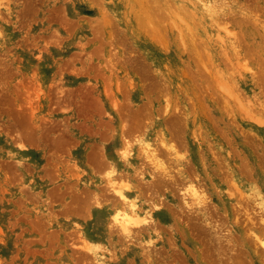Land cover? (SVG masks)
Instances as JSON below:
<instances>
[{"label":"rangeland","instance_id":"rangeland-1","mask_svg":"<svg viewBox=\"0 0 264 264\" xmlns=\"http://www.w3.org/2000/svg\"><path fill=\"white\" fill-rule=\"evenodd\" d=\"M0 12V264H211L212 255L215 264L226 258L227 264L264 263V0H0ZM193 85L199 87L195 90ZM225 85L228 90L225 87L222 91ZM225 90L241 100L229 98ZM209 92L216 98L221 95V99L207 95ZM201 106L207 110L205 114ZM174 114L180 115V120ZM131 124L138 129L134 131ZM126 127L132 131L124 133L122 128ZM159 140L166 142L161 143L165 148L157 146ZM82 144L89 147L95 161L103 162L102 167H65L73 164L71 153ZM156 147L160 151H155ZM126 148L132 154L130 162L137 167H126L129 164L121 157ZM109 150H114L116 157H106ZM113 168L116 171L112 172ZM185 171H191V175ZM127 172L132 179L124 175L126 181L120 178V182L119 173ZM158 176L166 183L158 180L159 184L163 182V195L161 185L157 187ZM109 177L121 184L126 182L136 191L130 198L137 202L136 214L141 218L129 221V233L120 231L113 219L116 210L126 203L114 186H109ZM153 184L155 187L150 188ZM198 189L204 197L201 207L192 200V190L199 194ZM107 193L110 196H104ZM241 200L247 202L242 204ZM234 206L240 210H234ZM183 211L187 214L179 218ZM190 215L192 222L204 226L199 225L206 236L194 228L198 224L189 220ZM144 216L147 218L142 222ZM136 220L141 224L134 223ZM253 222L257 227L263 225L259 229ZM135 226L137 233L133 231ZM193 229L196 231L191 233L197 234L191 235ZM247 231H251L249 235ZM198 232L205 237H199L201 242ZM244 234L263 244L255 240L253 246ZM217 235L221 239L225 235L223 240L228 241L217 239ZM220 241L231 246L223 248ZM88 244H98L94 250L97 254L88 249ZM218 248L226 255L219 260L217 256L223 253L218 254ZM236 250L239 257L233 259ZM154 251L160 252L155 255ZM242 259L245 263L240 262Z\"/></svg>","mask_w":264,"mask_h":264},{"label":"bare ground","instance_id":"bare-ground-1","mask_svg":"<svg viewBox=\"0 0 264 264\" xmlns=\"http://www.w3.org/2000/svg\"><path fill=\"white\" fill-rule=\"evenodd\" d=\"M151 1H152V0H151ZM128 4H129V3H128ZM261 4H262V3H261ZM125 5H126V4H125ZM140 5H141V4H140ZM147 5H148V3H147ZM262 5H263V4H262ZM130 6H131V5H130ZM141 6H142V5H141ZM149 6H150V5H149ZM156 7H157V6H156ZM156 7H154L155 10H157ZM260 7H261V6H260ZM128 8H129V7H128ZM149 8L152 9L153 7H152V8L149 7ZM145 9H146V8H145ZM150 9H148V10H150ZM160 9H161V8H160ZM141 10H142V9H141ZM141 10H140V12H141ZM148 10H146V12H147ZM158 10H159V9H158ZM150 11H151V12L153 11L155 14L158 13V12L156 13L153 9L150 10ZM160 11H161V10H160ZM148 12H149V11H148ZM148 12H147V14L150 13V12H149V13H148ZM153 12H152V13H153ZM0 13H1V12H0ZM152 13H150V14H152ZM161 13H162V14H161L162 17L165 16V14L163 13V10H162ZM236 14H237V13H236ZM262 14H263V13H262ZM158 15H159V13H158ZM150 16H152V18H153V17H154V14H152V15H150ZM159 16H160V15H159ZM155 17H156V16H155ZM160 17H161V16H160ZM178 17H179V16H178ZM244 17H245V16H244ZM149 18H150V17H149ZM166 18H167V17H166ZM227 18H228V17H227ZM155 19H156V18H155ZM155 19H154V20H155ZM164 19H165V18H164ZM222 19H223V18H222ZM239 19H241V18H239ZM263 19H264V18H263ZM256 20H257V19H255V21H256ZM140 21H141V20H140ZM150 21H151V20H150ZM158 21H160V20L158 19ZM161 21H162V20H161ZM243 21H244V20H243ZM243 21H242V22H243ZM171 22H172V21H171ZM180 22H181V21H180ZM224 22H225V21H224ZM244 22H246V21H244ZM247 22H248V21H247ZM256 22H257V21H256ZM163 23H164V22H163ZM138 24H139V23H138ZM220 24H221V23H220ZM225 24H226V22H225ZM237 24H238V23H237ZM251 24H252V23H251ZM251 24H250V25H251ZM150 25H151V24L149 23V26H150ZM159 25H160V24H159ZM227 25H228V24H227ZM227 25H225V26H227ZM137 26H138V25H137ZM153 26H154V25H153ZM223 26H224V24H223ZM244 26H245V25H244ZM251 26H252V25H251ZM251 26H250V27H251ZM234 27H235V26H234ZM237 27H238V26H237ZM242 27H243V26H242ZM145 28H146V27H145ZM262 28H263V26H262ZM152 29H153V28H152ZM227 29H228V28H227ZM232 29H234V28H232ZM149 30H150V29H149ZM241 30H242V28H241ZM241 30H239V32H240ZM156 31H157V30H156ZM159 31H160V30H159ZM231 31H233V30H230V31H228V32H231ZM253 31H254V30H253ZM261 31H262V30H261ZM154 32H155V31H154ZM161 32H163V31H161ZM235 32H236V31H235ZM237 32H238V31H237ZM239 32H238V33H239ZM256 32H257V30H256ZM159 33H160V32H159ZM231 33H232V32H231ZM242 33H243V32H242ZM242 33H241V34H242ZM261 33H262V32H261ZM152 34H153V33H152ZM234 35L236 36L235 33H234ZM158 36H159V35H158ZM241 36H242V35H241ZM246 36H247V35H246ZM232 37H233V35H232ZM237 37H239V35H237ZM254 37H255V36H254ZM165 38H166V37H165ZM234 38H235V37H234ZM243 38H244V37H243ZM261 38H262V36H261ZM235 39H236V38H235ZM241 39H242V37H241ZM244 39H246V38H244ZM164 40H165V39H164ZM169 40H170V39H169ZM232 41H233V40H232ZM238 41H239V39L236 40V42H238ZM241 41H242V40H241ZM259 41H260V40H259ZM234 42H235V41H234ZM242 42H243V41H242ZM251 42H253V39H252V41H250V43H251ZM254 42H255V41H254ZM256 42H257V41H256ZM162 43H163V42H162ZM162 43H161V44H162ZM169 43H170V42H169ZM243 43H244V42H243ZM245 43H246V42H245ZM245 43H244V44H245ZM263 43H264V42H263ZM239 44H240V43H239ZM241 44H242V43H241ZM255 44H256V43H255ZM171 45H172V44H171ZM230 45H231V44H230ZM245 45H246V44H245ZM245 45L242 46V48L245 47ZM247 46H248V44H247ZM250 46H251V45H250ZM250 46H249V47H250ZM253 46H254V45H253ZM261 47H264V45L261 46ZM236 48H237V47H236ZM226 49H227V48H226ZM249 49H250V48H249ZM254 50H255V48H254ZM254 50H253V52H254ZM172 51H174V50H172ZM225 51H226V50H225ZM225 51H224V52H225ZM249 51H250V50H249ZM231 52H232V51H231ZM237 52H238V51H237ZM225 53H226V52H225ZM250 53H251V52H250ZM263 53H264V52H263ZM147 54H148V53H147ZM176 54H177V57H178V53H176ZM222 55H223V54H222ZM224 55H225V54H224ZM232 55H233V54H232ZM237 57H238V56H237ZM178 58H179V57H178ZM225 59H226V58H225ZM225 59L223 58L222 60H225ZM228 60H229V59H228ZM233 60H234V59L232 58V61H233ZM214 61H215V59H214ZM218 61H219V60H218ZM225 61H226V60H225ZM223 63H224V62H223ZM226 63H227V62H226ZM232 63H233V62H232ZM261 63H262V62H261ZM218 64H219V63H218ZM259 64H260V63H259ZM221 65H222V64H221ZM260 65H263V64H260ZM199 67H200V66H199ZM245 67H246V66H245ZM140 68H141V67H140ZM262 69H263V67H262ZM228 70H229V69H228ZM260 70H261V69H260ZM139 71H140V69H139ZM214 71H215V70H214ZM226 71H227V70H226ZM186 72H187V71H186ZM254 72H255V71H254ZM200 73H202V72H200ZM257 73H258V72H257ZM261 73L264 74V72H262V71H261ZM205 74H206V73H205ZM213 74H214V72H213ZM215 74H216V72H215ZM231 74H232V73H231ZM258 74H259V73H258ZM258 74H256V76H257ZM249 75H250V74H249ZM253 75H254V74H253ZM250 76H251V75H250ZM258 76H259V75H258ZM260 76H261V75H260ZM220 77H221V75H220ZM190 78H191V77H190ZM193 78H195V76H194ZM232 78H233V77H232ZM262 78L264 79L263 76H262ZM198 79H199V78H198ZM214 79H215V78H214ZM259 79H260V77H259ZM263 79H261V80L263 81ZM221 80H222V79H221ZM228 80H229V79H228ZM230 81L232 82L231 79H230ZM213 82H214V81H213ZM219 82H221V81H219ZM224 82H225V81H224ZM263 82H264V81H263ZM131 84H132V83H131ZM197 84H198V82L196 83V85H197ZM214 84H215V83H214ZM216 84H217V81H216ZM216 84H215V86L217 87ZM225 84H226V83H225ZM234 84H235V83H234ZM221 85H222V84H221ZM261 85H263V83H262ZM193 86H194V85H193ZM202 86H203V85H202ZM213 86H214V85H213ZM219 86H220V85H219ZM219 86H218V88H220ZM232 86H233V83H232ZM194 87H195V86H194ZM198 87H199V85L197 86V88H198ZM225 87H226V85H225L224 87L222 86L221 89H222V88L224 89ZM228 87H229V86H228ZM233 87H235V86H233ZM260 87H261V86H260ZM197 88L195 87V90H196ZM213 88H214V87H213ZM226 88H227V87H226ZM226 88H225V89H226ZM231 88H232V87H229V89H231ZM214 89H215V88H214ZM223 89H222V91H223ZM99 90H100V89H99ZM186 90H187V89H186ZM204 90H205V89H204ZM227 90H228V88H227ZM227 90H225L224 92L229 93ZM234 90H236V87H235ZM237 90H238V88H237ZM260 90H261V89H259V91H260ZM189 91H190V90H189ZM200 91H201V90H200ZM219 91H220V90H219ZM222 91H221V92H222ZM229 91H230V90H229ZM232 91H233V90H232ZM241 91H242V90H240V93H241ZM263 91H264V90H263ZM187 92H188V90H187ZM202 92H203V91H202ZM213 92H214V90H213ZM224 92H222V93H224ZM230 92H231V91H230ZM233 92H234V91H233ZM256 92H258V91H256ZM209 93H210V94H207V95L212 96V94H211L212 92H209ZM217 93H218V91H217ZM227 93H225V95H227V96H228V95H229V96L231 95L230 97L228 96L229 98H231V97H232V93H231V94H230V93L227 94ZM237 93H238V91H237ZM213 94H214V93H213ZM235 94H236V93L233 94L234 97H235ZM241 94H242V93H241ZM241 94H239V95H241ZM263 94H264V93H263ZM214 95H215V94H214ZM251 95L254 96L253 94H251ZM256 95H257V94H256ZM256 95H255V96H256ZM210 96H209V98H210ZM215 96H216V95H215ZM215 96H214V97H215ZM219 96H221V95H219ZM219 96H218V97H219ZM243 96H244V95H243ZM247 96H248V95H247ZM255 96H254V97H255ZM263 96H264V95H263ZM200 97H201V96H200ZM212 97H213V96H212ZM214 97H213V98H214ZM218 97H217V98L215 97V98L218 100ZM236 97H238V96H236ZM236 97H235V98H236ZM239 97H241V96H239ZM254 97H253V98H254ZM213 98H212V99H213ZM219 98L221 99V97H219ZM235 98L232 97L233 100H235ZM244 98H246V97H244ZM248 98H249V97H248ZM248 98H247V99H248ZM250 98H251V97H250ZM257 98H258V97H257ZM261 98H263V97H261ZM222 99H223V98H222ZM236 99H237V98H236ZM247 99H245V100H247ZM210 100H211V99H210ZM228 100H229V99H228ZM238 100L240 101L241 99L238 98L237 101H238ZM242 100H243V99H242ZM255 100H256V99H254V101H255ZM258 100H259V99H258ZM207 101H208V100H207ZM211 101H212V100H211ZM219 101H220V100H219ZM219 101H218V102H219ZM225 101H226V100H225ZM235 101H236V100H235ZM243 101H244V100H243ZM261 101H262V100H261ZM166 102L168 103V101H166ZM215 102H216V101H215ZM247 102H248V101H247ZM247 102H246V104H247ZM249 102H251V101H249ZM257 102H260V101H257ZM263 102H264V101H262V104H263ZM131 103H132V102H131ZM201 103L204 104L205 102H204V103H203V102H200V105H201ZM222 103H224V105H225V102H224L223 100H222ZM229 103H230V102H229ZM253 103H256V102H253ZM253 103H252V105H253ZM218 104H220V103H218ZM237 104H239V103H237ZM241 104H242V103H241ZM248 104H250V103H248ZM256 104H257V103H256ZM198 105H199V104H198ZM200 105H199V107H200ZM224 105L222 106V108L225 107ZM242 105H243V104H242ZM202 106L204 107V105H202ZM202 106H201V107H202ZM206 106H207V105H206ZM206 106H205V107H206ZM216 106H217V105H216ZM227 106H228V104L226 105L225 108H227ZM231 106H233V104H232ZM248 106H249V105H248ZM191 107H192V106H191ZM191 107H190V109H191ZM203 107H202V109H203V114H205V113L207 112V110H205ZM239 107H240V109L243 108L242 106H239V105H238V108H239ZM244 107H245V106H244ZM249 107L252 108L253 106H252V107L249 106ZM263 107H264V106H263ZM139 108H140V107H139ZM197 108H198V107H197ZM210 108H211V107H210ZM213 108H214V107H213ZM232 108H234V107H232ZM247 108H248V107H247ZM214 109H215V108H214ZM240 109H239V111H240ZM258 109H259V108H258ZM224 110H225V112H228V111H226V109H224ZM227 110H228V109H227ZM234 110H235V109H234ZM234 110H233V111H234ZM241 110H242L241 112L244 113V114H246V113L248 114V112H249V111L245 112L246 109L244 110V112H243V109H241ZM247 110H248V109H247ZM250 110H251V109H250ZM253 110H255V109H252V111H253ZM259 110H261V109H259ZM129 111H130V110H128V112H129ZM158 111H159V110H158ZM192 111H193V110H192ZM204 111H205V112H204ZM211 111H212V110H211ZM215 111H216V110H215ZM252 111H251V112H252ZM255 111H256V110H255ZM261 111H262V110H261ZM115 112H116V111H115ZM128 112H127L126 115L129 117ZM131 112H132V111H131ZM131 112H130V114H131ZM156 112H157V110H156ZM194 112H195V111H194ZM201 112H202V111H201ZM222 112H223V110H222ZM230 112H231V111H230ZM235 112H236V111H235ZM257 112H259V111H256V113H257ZM212 113H213V111H212ZM182 114H184V113H182ZM226 114H228V113H226ZM232 114H233V113H232ZM236 114H237V113H236ZM258 114H259V115H263L262 113H258ZM126 115H124V117H125ZM175 115H176V114H174V117H177V116H178V115H177V116H175ZM212 115H213V114H212ZM230 115H231V113H230ZM230 115H228V116H230ZM234 115H235V114H234ZM241 115H242V114H241ZM250 115L253 116L252 119L255 117V115H253V114H250ZM127 116H126L125 118H128ZM135 116H136V115H135ZM137 116H138V115H137ZM172 116H173V114H172ZM179 116H180V115H179ZM179 116H178V119H179ZM184 116H185V115H184ZM199 116H200V115H199ZM206 116H207V115H206ZM213 116H214V115H213ZM236 116H237V115H236ZM111 117H112V116H111ZM130 117H131V116H130ZM130 117H129V118H130ZM174 117H173V118H174ZM188 117H189V116H188ZM197 117H198V116H197ZM207 117H208V116H207ZM250 117H251V116H250ZM131 118H132V117H131ZM180 118H181V117H180ZM198 118H199V117H198ZM208 118H209V117H208ZM234 118H235V117H234ZM258 118H259V117H258ZM263 118H264V117H263ZM170 119H171V118H170ZM184 119H185V118H184ZM184 119H183V120H184ZM186 119H187V118H186ZM238 119H239V118H238ZM240 119H241V118H240ZM254 119H255V118H254ZM260 119H262V118H260ZM133 120H135V118H133ZM136 120H137V119H136ZM172 120H173V119H172ZM179 120H180V119H179ZM183 120H182V121H183ZM193 120H194V119L192 118V123H193ZM197 120H198V119H197ZM228 120H229V119H228ZM244 120H245V119H244ZM182 121H181V122H182ZM215 121H216V120H215ZM221 121H222V120H221ZM235 121H237V120H235ZM235 121H234V125H235ZM262 121H263V120H262ZM133 122H134V121H133ZM174 122H177V120L174 121ZM174 122H173V123H174ZM197 122H198V121H197ZM210 122H211V121H210ZM226 122H227V120H226ZM229 122H230V121H229ZM246 122H247V121H246ZM246 122H245V123H246ZM253 122H254V121H253ZM138 123H139V122H138ZM168 123H169V121H168ZM177 123H178V122H177ZM192 123H191V124H192ZM232 123H233V122H232ZM255 123L257 124L258 121L255 122ZM212 124H213V123H212ZM224 124H225V123H224ZM250 124H251V123H250ZM117 125H118V124H117ZM138 125H139V124H138ZM169 125H170V123H169ZM131 126H132V124H131ZM171 126L174 127V126H175V123H174V125H172V123H171ZM171 126H170V127H171ZM189 126H190V125H189ZM196 126H197V125H196ZM227 126H228V125H227ZM227 126H226V127H227ZM229 126H230V125H229ZM34 127H35V124H34ZM159 127H161V126H159ZM204 127H205V125H204ZM212 127H213V126H212ZM216 127H217V126H216ZM119 128H120V127H119ZM129 128H130V127H129ZM129 128H127V127H126L125 129L122 128V129H123V132H124V130L127 131V129H128V131L131 130V129H129ZM134 128H135V127L132 126V129H133L134 131H135V129H138L137 127H136L135 129H134ZM165 128H166V127H165ZM174 128H175V127H174ZM174 128H173V129H174ZM179 128L181 129V126H180ZM201 128H202V127H201ZM122 129H121V130H122ZM173 129H171V130H173ZM197 129L199 130V126L197 127ZM203 129H204V128H203ZM213 129H214V128H213ZM218 129H219V128H218ZM246 129H247V128H246ZM246 129H244V130H246ZM176 130H178V129H176ZM176 130H175V131H176ZM182 130H184V129H182ZM182 130H178V131H182ZM186 130H187V128H186ZM222 130H223V129H222ZM231 130H232V129H231ZM126 131H125V132H126ZM131 131H132V130H131ZM175 131H174V132H175ZM187 131H188V130H187ZM224 131H225V130H224ZM226 131H227V130H226ZM125 132H124V133H125ZM138 132H139V130H138ZM166 132H167V131H166ZM170 132H171V131H170ZM174 132H173V133H174ZM176 132H177V131H176ZM189 132H190V131H189ZM194 132H195V131H194ZM207 132H208V131H207ZM247 132H248V130H247ZM252 132H253V131H252ZM252 132H251V133H252ZM39 133H40V131H39ZM41 133H43V130L41 131ZM124 133H123V135H125ZM139 133H140V132H139ZM139 133H138V134H139ZM160 133H161V131H160ZM160 133H159V134H160ZM179 133H181V132H179ZM191 133H192V132H191ZM199 133H200V132H199ZM233 133H234V132H233ZM140 134H141V133H140ZM159 134H158L159 139H162V138H160V135H161L162 133H161L160 135H159ZM184 134H185V133H184ZM192 134H193V133H192ZM204 134H205V133H204ZM213 134H214V132H213ZM218 134H219V133H218ZM225 134H226V132H225ZM243 134H244V133H243ZM254 134H255V133H254ZM254 134H253V135H254ZM123 135H122V136H123ZM168 135H169V134H168ZM180 135H181V134H180ZM187 135H188V134H187ZM199 135H200V134H199ZM202 135H203V134H202ZM215 135H216V133H215ZM232 135H233V134H232ZM248 135H249V132H248ZM138 136H139V135H138ZM170 136H171V135H170ZM172 136H173V135H172ZM176 136H177V135H176ZM176 136H175V137H176ZM194 136H195V134H194ZM197 136H198V135H197ZM210 136H211V135H210ZM212 136H213V135H212ZM218 136H220V135H218ZM120 137H121V135H120ZM123 137H124V136H123ZM142 137H143V136H142ZM155 137H157V136H155ZM158 137H157V139H158ZM161 137H162V136H161ZM163 137H164V136H163ZM168 137H169V136H168ZM177 137L180 138V136H177ZM177 137H176V138H177ZM199 137H200V136H199ZM220 137H221V136H220ZM225 137H226V136H225ZM256 137H257V136H256ZM258 137H259V136H258ZM258 137H257V138H258ZM113 138H114V137H113ZM172 138H174V136H173ZM207 138H208V137H207ZM231 138H232V137H231ZM123 139H125V138H122V137H121V140H123ZM154 139H155V138H154ZM167 139L170 140L171 138H167ZM194 139H195V137H194ZM221 139H222V137H221ZM224 139H225V138H224ZM239 139H240V138H239ZM247 139H248V138H247ZM113 140H114V139H113ZM142 140H143V138H142ZM162 140H163V139H162ZM174 140H175V139H174ZM178 140H179V139H177V141H178ZM200 140H201V139H200ZM205 140H206V138H205ZM219 140H220V139H219ZM226 140H227V139H226ZM229 140H230V139H229ZM236 140H237V139H236ZM115 141H116V140H115ZM159 141H160V140H159ZM159 141H158V142H159ZM164 141H165V139H164ZM175 141H176V140H175ZM233 141H234V140H233ZM244 141H245V140H244ZM256 141H257V140H256ZM256 141H255V142H256ZM123 142H124V141H123ZM151 142H152V141H151ZM158 142H157V143H158ZM199 142H200V141H199ZM202 142H203V141H202ZM208 142H209V141H208ZM210 142H211V141H210ZM225 142H226V141H225ZM141 143H142V142H141ZM152 143H153V142H152ZM157 143H156V144H157ZM161 143H164V142L160 141V142L157 144V146H159V144H160V148H161V146L163 145V144L161 145ZM165 143H166V142H165ZM165 143H164V144H165ZM172 143H173V141H172ZM184 143H185V142H184ZM204 143H205V142H204ZM263 143H264V142H263ZM263 143H262V144H263ZM146 144H147V143H146ZM182 144H183V142H182ZM220 144H221V143H220ZM244 144H245V143H244ZM125 145H126V140H125ZM165 145H166V144H165ZM165 145H164V146H165ZM216 145H218V144H216ZM233 145H235V144H233ZM154 146H155V145H154ZM198 146H199V145H198ZM203 146H204V145H203ZM229 146H230V145H229ZM149 147H150V146H149ZM162 147H163V146H162ZM168 147H169V146H168ZM231 147H232V146H231ZM128 148H129V147H128ZM128 148H126V149L123 151V153H122L123 155H122L121 157H123V158L127 161V164H129V166L125 164L126 167H137V166H138L137 164L135 165L134 163L130 162L129 156L132 155V154H130V151L128 150ZM146 148H147V147H146ZM146 148H145V149H146ZM150 148H151V147H150ZM150 148H148V149H150ZM163 148H165V147H163ZM227 148H228V147H227ZM233 148H234V147H233ZM255 148H256V147H255ZM262 148H263V147H262ZM90 149L93 150V147H92V148L90 147ZM105 149H106V148H105ZM156 149H157V147L154 148L155 151L158 150V149H157V150H156ZM168 149H169V148H168ZM193 149H194V148H193ZM193 149H192V150H193ZM218 149H219V148H218ZM94 150H95V149H94ZM161 150H162V149H161ZM166 150H167V148H166ZM169 150H170V149H169ZM178 150H179V149H177V151H178ZM192 150H191V151H192ZM204 150H205V148H204ZM241 150H242V149H241ZM245 150H246V149H245ZM251 150H252V149H251ZM263 150H264V149H263ZM88 151H89V150H88ZM90 151H91V150H90ZM104 151H105V150H104ZM149 151H152V150H149ZM158 151H160V150H158ZM170 151H171V150H170ZM202 151H203V150H202ZM260 151H262L261 148H260ZM94 152H96V154H97V151H93L92 153H94ZM192 152H193V151H192ZM220 152H222V151H220ZM230 152H231V151H230ZM234 152H235V151H234ZM89 153H91V152H89ZM101 153H102V155L104 154L103 152H101ZM108 153H109V152H108ZM108 153H105V156H106V154H108ZM111 153H112V152H111ZM111 153H110V154H111ZM156 153H157V152H156ZM161 153L164 154L162 151H161ZM186 153H188V152H185V154H186ZM198 153H201V150H200V152H198ZM247 153H248V152H247ZM259 153H260V152H259ZM86 154H87V153H86ZM157 154H158V153H157ZM171 154H172V153H170V156H172ZM179 154H180V153H179ZM185 154H184V155H185ZM193 154H194V153H193ZM244 154H245V153H244ZM257 154H258V153H257ZM145 155H146V154H145ZM159 155H160V153H159ZM168 155H169V154H168ZM176 155H177V153H176L174 156H176ZM180 155H181V154H180ZM182 155H183V154H182ZM182 155H181V156H182ZM230 155H231V154H230ZM237 155H238V154H237ZM255 155H256V154H255ZM260 155H261V154H260ZM263 155H264V154H263ZM89 156H90V154H89ZM95 156H96V155H95ZM105 156H104V157H105ZM107 156H108V155H107ZM107 156H106V157H107ZM155 156H156V155H155ZM174 156H173V157H174ZM218 156H219V155H218ZM235 156H236V155H235ZM108 157H109V156H108ZM150 157H151V156H150ZM176 157H177V156H176ZM182 157H183V156H182ZM182 157H180V158L182 159ZM200 157L203 158L204 155L202 156V154H201ZM219 157H221V156H219ZM222 157H223V156H222ZM229 157H230V156H229ZM236 157H237V156H236ZM256 157H257V156H256ZM262 157H263V156H262ZM91 158H92V157H91ZM93 158H94V157H93ZM96 158H97V157H96ZM109 158L112 159L111 156H110ZM145 158H146V157H145ZM152 158H153V157H152ZM152 158H151V161H152ZM183 158H184V157H183ZM198 158H199V157H198ZM223 158H224V157H223ZM244 158H245V157H244ZM98 159H99V158H98ZM147 159H150V158H149V155H148ZM153 159H154V158H153ZM239 159H240V158H239ZM247 159H248V158H247ZM247 159H246V160H247ZM262 159H263V158H262ZM92 160H93V159H92ZM94 160H95V159H94ZM102 160H104V158H102ZM159 160H161V159H159ZM159 160H158V161H159ZM168 160H170V158H169ZM182 160H183V159H182ZM185 160H186V159H185ZM187 160H188V158H187ZM187 160H186V162H187ZM201 160H202V159H201ZM246 160H245V161H246ZM258 160H259V159H258ZM263 160H264V159H263ZM89 161H90V160H89ZM96 161H97V160H96ZM98 161H99V160H98ZM98 161H97V162H98ZM149 161H150V160H149ZM188 161H189V163H191V162H190L191 160H188ZM203 161H204V160H203ZM218 161H219V160H218ZM220 161H221V160H220ZM222 161H223V160H222ZM222 161H221V162H222ZM226 161H227V160H226ZM242 161H243V160H242ZM259 161H260V160H259ZM111 162H113V160H111ZM164 162H166V161H164ZM167 162H168V161H167ZM184 162H185V161H184ZM221 162H220V163H221ZM223 162H224V161H223ZM231 162H232V161H231ZM101 163H102V162H101ZM152 163H154V160L152 161ZM155 163H156V162H155ZM157 163H158V162H157ZM157 163H156V164H157ZM169 163H170V162H169ZM179 163L181 164V162H179ZM198 163H199V162H198ZM206 163H207V161H206ZM209 163H210V162H209ZM216 163H217V162H216ZM216 163H215V164H216ZM224 163H225V162H224ZM232 163H233V162H232ZM240 163H242V162H239V166H240ZM243 163H245V162H243ZM249 163H251V161H250ZM257 163H258V162H257ZM262 163H263V162H262ZM204 164H205V163H204ZM255 164H256V163H255ZM21 165H22V164H21ZM94 165H95V164H94ZM165 165H166V164H165ZM169 165H170V164H169ZM183 165H186V164L183 163ZM207 165H208V164H207ZM235 165H236V164H235ZM249 165H250V164H249ZM253 165H254V164H253ZM258 165H259V164H258ZM262 165H264V164H262ZM262 165H261V167H263ZM96 166H97V165H96ZM153 166H154V164H153ZM161 166H162V165H161ZM167 166H168V163H167ZM167 166H166V167H167ZM175 166H176V165H175ZM187 166L189 167V164H188ZM192 166H193V165H192ZM192 166H191V167H192ZM209 166H210V165H209ZM217 166H218V165H217ZM220 166H221V165H220ZM220 166H219V167H220ZM243 166H244V165H243ZM162 167H163V166H162ZM176 167H177V166H176ZM202 167H203V166H202ZM211 167H212V166H211ZM214 167H215V166H214ZM214 167H213V168H214ZM221 167H223V164H222ZM225 167H226V166H225ZM246 167H247V166H245V168H246ZM152 168H154V167H152ZM196 168H197V167H196ZM231 168H232V167H231ZM251 168H252V167H251ZM114 169H115V168H113L111 171H112V172L116 171V170H114ZM138 169H139V167H138ZM144 169H145V168H144ZM157 169H158V168H157ZM159 169H160V168H159ZM159 169H158V170H159ZM173 169H174V168H173ZM186 169H187V168H186ZM186 169H185V170H186ZM191 169H192V168H191ZM191 169H188V170H191ZM239 169H240V168H239ZM242 169H244V168H242ZM242 169H240V170H242ZM247 169H248V167H247ZM252 169H253V168H252ZM263 169H264V168H263ZM175 170H176V169H175ZM236 170H237V169H236ZM249 170H251L250 167H249ZM249 170H248V171H249ZM258 170H260V168H258ZM134 171H135V170H134ZM162 171H164V170H162ZM173 171H174V170H173ZM178 171H179V170H178ZM194 171H195V170H193V172H194ZM243 171H245V169H244ZM248 171L245 172V173H249ZM125 172H126V171H125ZM141 172H142V171H141ZM145 172H146V171H145ZM152 172H153V171H152ZM158 172H160V171H157L156 173H158ZM171 172H172V170H171ZM185 172H186V171H185ZM188 172H189V174H188L187 172H186V173H187L188 175H191V174H190L191 171H188ZM193 172H192V174H194ZM195 172H196V171H195ZM219 172H220V171H219ZM120 173H122V172H120ZM120 173H119V178H117V179H120V178H121V179H122V178L125 179L126 177H125L124 175H127V178H131V177H130L131 175H130V173H128V172H127V174H123V175L120 174ZM160 173H162V172H160ZM163 173H165V172H163ZM197 173H199V172H197ZM222 173H223V172H222ZM263 173H264V170H263ZM135 174H136V172H135ZM138 174H139V173H138ZM149 174H150V173H149ZM151 174H152V173H151ZM165 174H166V173H165ZM167 174H168V173H167ZM172 174H173V173H172ZM201 174H202V173H201ZM223 174H224V173H223ZM226 174H227V172H226ZM230 174H231V173H230ZM249 174H250V173H249ZM249 174H248V175H249ZM177 175H178V173H177ZM220 175H221V173H220ZM228 175H229V174H228ZM250 175H251V174H250ZM250 175H249V176H250ZM111 176H113V175H111ZM123 176H124V177H123ZM134 176H135V175H134ZM150 176H151V175H150ZM153 176H154V175H153ZM160 176H161V174H160ZM160 176H158V179L156 178V179H157L156 182H158V180H160V179H159ZM174 176H175V175H174ZM182 176H183V175H182ZM185 176H186V175H185ZM193 176H194V177H192V178H195L196 175H193ZM206 176H207V175H206ZM222 176H223V175H222ZM245 176H246V175H245ZM115 177H117V176H115ZM136 177H137V175H136ZM151 177H152V176H151ZM167 177H168V176H167ZM175 177H176V176H175ZM189 177L191 178V176H189ZM198 177H199V175H198ZM204 177H205V176H204ZM214 177H215V176H214ZM231 177H232V176H231ZM247 177H248V176H247ZM109 178H110V177H109ZM113 178H114V177H111V178L109 179V180H111V181H110V184H111V185H109V184H108V185H109V186H112V187L114 186L113 188H114L115 192L117 193V195L120 197V200H122V201H124V203H126V206H124L125 204H124L123 206H121V208L123 207L122 209H117V210H116V212H115L114 215H113V216H114L113 219L116 221L118 227L120 226V228H121V229H119L120 231L122 230V231H124V232L129 233V230H131V228L128 226L129 221H131V220L134 219V218H137V219H138V217H140L139 215L136 214V213H137V210H136V209H137V207H136V203H137V202H135L133 198H130V195H132V194L134 195V193H135L136 191H134L133 188H131L130 185H126V184H127L126 182H125L124 184H121V183H120V182H121V179H120V182H117V180H116V182H115V180H114ZM138 178H139V177H138ZM138 178H137V179H138ZM142 178H143V177H142ZM177 178H178V176H177ZM209 178H210V176H209ZM209 178H208V180H209ZM222 178H223V177H222ZM237 178H238V177H237ZM237 178H236V179H237ZM112 179H113V180H112ZM123 179H122V180H123ZM131 179H132V178H131ZM131 179H127V181H130ZM153 179H154V178H153ZM156 179H155V180H156ZM204 179H206V178H204ZM211 179H212V178H211ZM219 179H220V178H219ZM262 179H263V178H262ZM109 180H108V181H109ZM139 180H140V178H139ZM162 180H163V182H164V179H163V178H161V180H160L159 182H161ZM167 180H168V179H167ZM194 180H195V179H194ZM263 180H264V179H263ZM123 181H124V180H123ZM123 181H122V182H123ZM125 181H126V179H125ZM146 181H147V185H148V180H146ZM149 181H150V180H149ZM165 181H166V178H165ZM180 181H181V180H180ZM184 181H186V180H184ZM188 181H189V180H188ZM197 181L199 182V180H197ZM202 181H203V180H202ZM204 181H205V180H204ZM209 181H210V180H209ZM138 182H139V181H138ZM138 182H137V184H138ZM140 182H141V181H140ZM143 182H144V180H143ZM156 182H155V184H157ZM159 182H158V184H157V187H158V185L160 186V185L163 183V182H162L161 184H159ZM167 182H168V181H167ZM178 182H179V180H178ZM198 182H197V183H198ZM215 182H216V181H215ZM209 183H210V182H209ZM209 183H208V185H209ZM212 183H213V182H212ZM142 184H143V183H142ZM155 184H153L154 186H153V185H152V186L149 185L150 188H151V187L154 188V187H155ZM164 184L166 185L165 182H164ZM164 184H163V185H164ZM178 184H181V183H178ZM188 184H189V183H188ZM201 184H203V182H202ZM168 185H170V184H168ZM173 185H174V184H173ZM175 185H177V184L175 183ZM175 185H174V186H175ZM197 185H200V184H197ZM197 185H195V186H196V190H197ZM235 185H236V184H235ZM256 185H257V184H256ZM137 186H138V185H137ZM178 186H179V185H178ZM178 186H177V187H178ZM181 186H182V185H181ZM184 186H185V185H184ZM195 186H194V187H195ZM204 186H205V185H204ZM213 186H214V185H213ZM242 186H243V185H242ZM250 186H251V185H250ZM112 187H111V188H112ZM133 187H134V186H133ZM146 187H148V186H146ZM161 187L164 188V187L161 185V186H160V191H161V189H162ZM169 187H170V186H169ZM172 187H173V186H172ZM175 187H176V186H175ZM199 187H201V186H199ZM199 187H198V188H199ZM214 187H215V186H214ZM130 188H131V189H130ZM236 188H237V187H236ZM245 188H247V187H245ZM260 188H261V186H260ZM108 189H110V188L108 187ZM137 189H138V188H137ZM165 189H166V188H165ZM200 189H201V188H200ZM214 189H215V188H214ZM221 189H222V188H221ZM237 189H238V188H237ZM111 190H112V189H111ZM153 190H154V189H153ZM153 190L150 191V192H153ZM157 190H158V188H157ZM157 190H154V192H156ZM106 191H107V190H106ZM166 191H167V190H166ZM198 191H199V189H198ZM219 191H220V190H219ZM115 192H114V193H115ZM137 192H138V191H137ZM145 192H146V191H145ZM145 192H144V193H145ZM154 192H153V193H154ZM162 192H163V191H161V194L163 195L164 193H162ZM169 192H170V190H169ZM169 192H167V193H169ZM192 192H193L192 195H193V197H194L192 200H194L195 203H196L197 205H200L199 207L203 206L202 204H203V198H204V197H203V195H200V194H201L200 191H199V194H198V192L195 191V190H192ZM114 193H113V195H114ZM241 193H242V191H241ZM103 194H106V193H103ZM150 194H151V193H150ZM156 194H157V192H156ZM171 194H172V193H171ZM242 194H243V193H242ZM242 194H241V195H242ZM98 195H99V194H98ZM141 195H142V193H141ZM144 195H145V194H144ZM144 195H143V196H144ZM190 195H191V194H190ZM223 195H224V194H223ZM100 196H103V195H100ZM100 196H99V197H100ZM104 196L107 197V196H110V195L107 193V195H104ZM151 196H152V195H151ZM164 196H165V195H164ZM185 196H186V195H185ZM252 196H253V195H252ZM252 196H251V197H252ZM144 197H148V196H144ZM149 197H150V196H149ZM149 197H148V199H149ZM158 197H159V196H158ZM165 197H166V196H165ZM245 197H246V196H245ZM261 197H262V195H261ZM102 198H103V197H102ZM152 198H153V197H152ZM155 198H156V197H155ZM159 198H160V197H159ZM191 198H192V197H191ZM99 199H100V198H99ZM105 199H106V198H105ZM118 199H119V198H118ZM156 199H157V198H156ZM160 199L162 200V198H160ZM165 199H166V198H165ZM205 199H207V198H205ZM205 199H204V200H205ZM241 199H243V198H241ZM255 199H256V198H255ZM255 199H254V200H255ZM102 200H103V199H102ZM108 200H109V199H108ZM143 200H144V199H143ZM145 200H147V199H145ZM172 200H173V199H172ZM223 200H224V199H223ZM239 200H240V199H239ZM147 201H148V200H147ZM194 201H193V202H194ZM205 201H206V200H205ZM244 201H245V200H244ZM244 201L241 200L242 204L244 203ZM256 201H257V200H256ZM99 202H100V200H99ZM159 202H160V200H159ZM159 202H158V203H159ZM161 202H162V201H161ZM161 202H160V203H161ZM165 202H166V201H165ZM239 202H240V201H239ZM245 202H247V200H246ZM149 203H150V202H149ZM151 203H152V202H151ZM141 204H142V203H141ZM144 204H145V203H144ZM162 204L164 205V202H163ZM166 204H168V203H166ZM169 204H170V203H169ZM189 204H190V203H189ZM189 204H187V205L189 206ZM208 204H209V203H208ZM235 204H236V202H235ZM246 204H248V203H245V205H246ZM249 204H250V203H249ZM259 204H260V203H259ZM259 204H258V205H259ZM97 205H98V204H97ZM121 205H122V204H121ZM149 205H150V204H149ZM151 205H152V204H151ZM206 205H207V204H206ZM99 206H100V205H99ZM143 206H144V205H142V207H143ZM152 206H153V208L155 207L154 205H152ZM170 206H171V205H170ZM207 206H208V205H207ZM241 206L243 207L244 205H241ZM241 206H240V207H241ZM100 207H101V206H100ZM149 207H150V206H149ZM171 207H172V206H171ZM204 207H205V205H204ZM216 207H217V206H216ZM221 207H222V206H221ZM240 207L238 206V208H240ZM244 207H245V206H244ZM244 207H243V209L246 208V207H245V208H244ZM101 208H102V207H101ZM140 208H141V207H140ZM145 208H146V207H145ZM157 208H158V207H157ZM182 208H184V207H181V210H182ZM197 208H198V206H197ZM234 208H235V206H234ZM169 209H170V207H169ZM185 209H187V208L185 207ZM185 209H184V210H185ZM212 209H213V207H212ZM216 209H217V208H216ZM236 209H237V207H236L234 210H236ZM241 209H242V208H241ZM141 210H142V209H141ZM147 210H148V208H147ZM152 210H153V209H152ZM164 210H165V209H164ZM179 210H180V209H179ZM199 210H200V209H199ZM201 210H202V209H201ZM238 210H240V209H237V211H238ZM247 210H248V209H247ZM247 210H246V211H247ZM168 211H169V210H168ZM191 211H192V210H191ZM209 211H210V210H209ZM211 211H212V210H211ZM222 211H223V210H222ZM228 211H229V210H228ZM170 212H171V211H170ZM170 212H168V213H170ZM176 212H178V211H176ZM183 212H184V211H183ZM219 212H220V211H219ZM229 212H230V211H229ZM131 213H133V214H135V215H134V216H131V215H132ZM171 213H174V212H171ZM188 213H190V212H188ZM194 213H195V212H194ZM225 213H226V212H225ZM177 214H178V213H177ZM177 214H176V215H177ZM186 214H187V211L184 212L183 215H182V212H181V215L179 214V218L182 217V216H184V215H186ZM191 214H192V212H191ZM210 214H211V213H210ZM146 215H147V214H146ZM146 215H145V216H146ZM194 215H196V214H194ZM194 215H193V216H194ZM197 215H198V214H197ZM217 215H218V214H217ZM220 215H221V214H220ZM229 215H230V214H229ZM238 215H239V214H238ZM238 215H236V216H238ZM145 216L142 217V218H143L142 222H145V221H146V218H147V217L145 218ZM170 216H171V214H170ZM191 216H192V215H190V217H191ZM206 216H207V215H206ZM215 216H216V215H215ZM197 217H198V216H197ZM197 217H196V218H197ZM207 217H208V216H207ZM207 217H206V219H209V218H210V217H208V218H207ZM140 218H141V217H140ZM151 218H152V217H151ZM183 218H184V217H183ZM220 218H221V217H220ZM234 218H235V217H234ZM236 218H238V217H236ZM157 219H158V218H157ZM173 219H174V218H173ZM175 219H176V218H175ZM192 219H193V218L191 217V219H189V220L192 222V221H193ZM199 219H200V218H199ZM211 219H212V218H211ZM176 220H177V219H176ZM181 220H183V221H185V220L188 221L187 219H185V220H184V219H181ZM181 220H179V221H181ZM209 220H210V219H209ZM212 220H213V219H212ZM219 220H220V219H219ZM235 220H236V219H235ZM237 220H238V219H237ZM248 220H249V219H248ZM252 220H255V219H252ZM173 221H174V220H173ZM186 221H185V223H186ZM230 221H231V220H230ZM250 221H251V219H250ZM257 221H259V220H257ZM257 221L255 220V222H257ZM137 222H140V224H141V221H140V220H136V221H134V223H137ZM150 222H151V221H150ZM150 222H149V223H150ZM153 222H154V221H153ZM157 222H158V221H157ZM157 222H156V223H157ZM194 222H196V220H195ZM194 222H192V223H194ZM211 222H212V221H211ZM213 222H214V220H213ZM218 222H219V221H218ZM235 222H236V221H235ZM251 222H252V221H251ZM113 223H114V222H113ZM174 223H176V222H174ZM180 223H181V222H180ZM189 223H190V222H189ZM189 223H188V226H190ZM205 223H206V222H205ZM216 223H217V222H216ZM224 223H226V222H224ZM227 223H228V222H227ZM248 223H249V222H248ZM253 223H254V222H253ZM150 224H151V223H150ZM190 224H191V223H190ZM194 224H196V223H194ZM197 224H198V223H197ZM197 224H196V225H197ZM203 224H204V223H203ZM240 224H241V223H240ZM242 224H243V223H242ZM251 224H252V223H251ZM254 224H256V223H254ZM259 224H260V223H259ZM146 225H147V224H146ZM159 225H160V223H159ZM166 225H167V224H166ZM186 225H187V224H186ZM199 225H201V223H199L198 226H199ZM204 225H205V224H204ZM219 225H220V224H219ZM252 225H253V224H252ZM260 225H261V224H260ZM260 225L257 227V224H256L255 227H257V228L260 229ZM262 225H263V224H262ZM262 225H261V227H262ZM162 226H163V225H162ZM168 226H169V225H168ZM192 226H193V224H192ZM198 226H196V227H194V228H197V230L200 229V230H198V231H200V232L203 231L202 229H204V228H202V227H204V226H202V225H201L202 227L199 226V227H201V228H199ZM263 226H264V225H263ZM135 227H136V229L133 230V231L136 232V230H137V226H135ZM135 227H134V228H135ZM140 227H142V226H140ZM154 227H155V226L152 225V228H153V229H154ZM163 227H166V226H163ZM170 227H171V226H170ZM170 227H169V228H170ZM172 227H173V226H172ZM174 227H175V224H174ZM174 227H173V229H174ZM176 227H177V226H176ZM180 227H181V226H180ZM185 227H186V226H185ZM211 227H213V226H211ZM216 227H218V224L216 225ZM242 227H243V225H242ZM155 228H156V227H155ZM177 228H178V227H177ZM190 228L192 229L193 227H190ZM190 228H189V230H190ZM214 228H215V224H214ZM214 228H213V230H214ZM219 228H220V226L218 227V231H221L222 229L220 228V230H219ZM222 228H223V227H222ZM170 229H171V228H170ZM181 229H182V228H181ZM186 229H187V228H186ZM215 229H216V228H215ZM243 229H244V228H243ZM139 230H140V229H139ZM150 230H151V229H150ZM154 230H156V229H154ZM194 230L196 231V229H193L192 231H190V233L193 232ZM204 230H205V229H204ZM249 230H250V229H249ZM254 230H255V229H254ZM262 230H263V229H262ZM133 231H131V232H133ZM205 231H206V230H205ZM205 231H203V233L201 232L203 235L205 234L204 236H206ZM207 231H208V229H207ZM210 231H211V230H210ZM214 231H215V230H214ZM216 231H217V230H216ZM263 231H264V230H263ZM263 231H261V232H263ZM138 232H139V231H138ZM244 232H246V231H244ZM248 232H251V231H247L246 234H248ZM119 233H120V232H119ZM127 233H126V234H127ZM136 233H137V232H136ZM136 233H135V234H136ZM149 233H150V232H149ZM179 233H180V232H179ZM188 233H189V232H188ZM198 233H199V232H198ZM207 233H208V232H207ZM214 233H215V232H214ZM214 233H212V234L214 235ZM218 233H219V232H218ZM226 233H227V232H226ZM226 233H225V234H226ZM228 233H229V231H228ZM122 234H123V233H121V235H122ZM124 234H125V233H124ZM126 234H125V235H126ZM135 234H134V235H135ZM155 234H157V233H155ZM184 234H185V233H184ZM193 234H197V233L194 232ZM193 234L191 233V235H193ZM199 234H200V233H199ZM199 234L197 235V240H199V237L202 235V234H200V235H199ZM137 235H138V234H137ZM139 235H140V234H139ZM139 235H138V237H139ZM203 235L201 236L202 238L204 237ZM215 235H216V234H215ZM215 235H214V236H215ZM227 235H228V234H227ZM227 235H226V236H227ZM230 235H231V234L229 233V236H230ZM235 235H237V234H235ZM240 235H241V234H240ZM244 235H245V234H244ZM248 235H249V234H248ZM258 235H259V234H258ZM132 236H133V234H132ZM132 236H130V237H132ZM148 236H149V235H148ZM153 236H154V235H153ZM155 236H156V235H155ZM185 236H187V235H185ZM245 236H246V235H245ZM252 236H253V233H252ZM126 237H127V236H126ZM175 237H176V236H175ZM180 237H181V236H180ZM221 237H222V235H221ZM224 237H225V235H223L222 238L224 239ZM227 237H228V236H227ZM236 237H237V236H236ZM122 238H123V237H122ZM124 238H125V237H124ZM139 238H141V237H139ZM160 238H161V237H160ZM202 238H201V239H202ZM204 238H205V237H204ZM216 238L218 239L219 236L217 235ZM246 238H248V239H246ZM246 238H245V239L248 240V241L252 240V241H251L252 243L249 242V243L252 244V245H253V242H254L255 240L258 241V245L263 244L262 241H260L259 239L255 238V237H254L255 240L250 239V238H252V237H250V236H246ZM131 239H132V238H131ZM145 239H146V238H145ZM155 239H157V238H155ZM168 239H169V238H168ZM178 239H179V238H178ZM184 239H185V238H184ZM201 239L199 240L200 242H201ZM223 239L219 238V240H223ZM235 239H236V238H234V241H235ZM249 239H250V240H249ZM128 240H129V242H130V241L132 242L133 239H132V240L128 239ZM136 240H137V239H136ZM166 240H167V239H166ZM126 241H127V240H126ZM126 241H125V242H126ZM140 241H141V240H140ZM154 241H155V240H154ZM171 241H173V240H171ZM176 241H177V240H176ZM180 241H181V240H180ZM199 241H198V242H199ZM210 241H211V240H210ZM223 241H224V240H223ZM223 241H220V242H218V243H221V242H223ZM226 241H228V238H227ZM226 241H224V242H226ZM229 241H230V240H229ZM237 241H238V240H237ZM243 241H244V240H243ZM127 242H128V241H127ZM151 242H152V241H151ZM173 242H174V241H173ZM224 242L222 243L223 246H222V244H221V246H222L223 248H224V245H225ZM260 242H261V243H260ZM149 243H150V242H149ZM168 243H169V242H168ZM180 243H181V242H180ZM196 243H197V242H196ZM196 243H195V244H196ZM214 243H216V242H214ZM234 243H235V242H234ZM240 243H241V241H240ZM259 243H260V244H259ZM126 244H127V243H126ZM130 244H131V243H130ZM134 244L137 245L136 242H135ZM172 244H173V243H172ZM195 244H194V245H195ZM229 244H230V245H229ZM229 244H228L229 246L227 245L228 247L231 246V243H230V242H229ZM232 244H233V243H232ZM236 244H237V243H236ZM122 245H123V242H122ZM140 245H142V243H141ZM153 245H154V244H153ZM163 245H164V244H163ZM181 245H182V243H181ZM217 245H218V244H216V246H217ZM241 245H242V244H241ZM254 245H255V244H254ZM254 245H253V246H254ZM96 246H98V244H97V245H96V244H94V245H93V244H88V249H91L92 252H94V254H97L96 251H94ZM148 246H149V245H148ZM171 246H172V245H171ZM216 246H215V247H216ZM227 246L225 245V247H227ZM232 246H233V245H232ZM244 246H245V245H244ZM260 246H261V245H260ZM106 247H107V246H106ZM126 247H127V245H126ZM136 247H137V246H136ZM143 247H144V246H143ZM151 247H152V249H153V246H151ZM169 247H170V246H169ZM213 247H214V246H213ZM235 247H237V246H235ZM258 247H259V246H257V248H258ZM127 248H128V247H127ZM141 248H142V247H141ZM144 248H146V247H144ZM157 248H158V247H157ZM208 248H211V247L209 246ZM231 248H233V247H231ZM257 248H256V250H257ZM147 249H148V247H147ZM166 249H167V248H166ZM186 249H187V248H186ZM219 249H220V248L215 249V251L217 250L216 252H217L218 254H219V252H221V250H219ZM228 249H229V248H228ZM234 249H238V247H237V248H234ZM242 249H243V248H242ZM254 249H255V247H254ZM259 249H260V248H258V250H259ZM137 250H138V249H137ZM150 250H151V249H150ZM154 250H155V249H154ZM208 250H209V249H206L205 251H208ZM229 250L231 251V249H229ZM251 250H252V249H251ZM258 250H257V251H258ZM125 251H126V250H125ZM166 251H167V250H166ZM190 251H191V250H190ZM205 251L203 250V252H205ZM209 251H210V250H209ZM211 251H212V250H211ZM218 251H219V252H218ZM230 251H228V252H230ZM237 251H238V250H236V254L238 253ZM244 251L246 252V250H243V251H242L243 254H244ZM101 252H102V251H101ZM103 252H104V251H103ZM106 252H107V251H106ZM136 252H137V251H136ZM145 252H146V251H145ZM147 252H148V251H147ZM151 252H152V250H151ZM154 252H155V251H154ZM159 252H160V251H157V254H159ZM173 252H174V251H172L171 253H173ZM186 252H187V251H186ZM107 253H108V252H107ZM142 253H144V252H142ZM152 253H153V252H152ZM161 253H162V252H161ZM192 253H194V252H192ZM201 253H202V252H201ZM206 253H209V252H206ZM211 253H213V252H211ZM221 253L224 254L225 252H221ZM157 254H156V252H155V255H157ZM174 254H175V253H174ZM189 254H190V252H189ZM203 254H204V253H202V256H203ZM209 254H210V253H209ZM209 254H206V255H209ZM213 254H215V253H213ZM218 254H217V255H218ZM223 254L217 256V257H218V260L220 259L219 256H221V257H222V256H226L225 254H224V255H223ZM229 254H231V252H230ZM236 254H235V255L231 254V255H233V259H234L235 257H236V258L239 257V253H238V256H236ZM254 254H255V253H254ZM151 255H152V254H151ZM178 255H179V254H178ZM180 255H181V254H180ZM180 255H179V257H180ZM206 255H205V256H206ZM211 255H212V254H211ZM145 256H146V254H145ZM161 256H162V255H161ZM171 256H172V255H171ZM202 256H201V259H202ZM147 257H148V255H147ZM198 257H199V255H198ZM229 257H231V256L229 255ZM243 257L245 258V255L242 256L241 258H243ZM248 257H249V256H248ZM250 257H251V256H250ZM250 257H249V258H250ZM104 258H105V257H104ZM151 258H152V256H151ZM157 258L160 259L159 257H156L155 259H157ZM176 258H178V257H176ZM192 258H193V256H192ZM209 258H210V257H209ZM212 258H214L213 255H212ZM212 258L210 259V260L212 261L211 264H213V263L215 264V258L213 259L214 262H213ZM222 258H223V257H222ZM222 258H221V260H223ZM241 258H240V259H241ZM256 258H257V257H256ZM174 259H175V258H174ZM194 259H195V258H194ZM204 259H205V258H204ZM224 259H225V258H224ZM226 259H227V258H226ZM226 259L223 260V261H225V262L222 261V262H220V264H221V263H223V264H227L226 262H228L229 260H226ZM229 259H231V258H229ZM263 259H264V258H263ZM106 260H107V259H106ZM160 260H161V259H160ZM160 260H159V261H160ZM179 260H180V259H179ZM205 260H206V259H205ZM221 260H220V261H221ZM147 261H148V260H147ZM159 261H158V262H159ZM161 261H162V260H161ZM165 261H166V260H165ZM172 261H174V260H172ZM195 261H196V260H195ZM231 261H233V260L231 259ZM234 261H236V260H234ZM239 261H240V260H239ZM259 261H260V260H259ZM263 261H264V260H263ZM150 262H151V261H150ZM156 262H157V261H156ZM163 262H164V260H163ZM174 262H175V261H174ZM207 262H208V261H207ZM209 262H210V261H209ZM240 262H244V263H245V260L242 259V261H240ZM257 262H258V261H257ZM151 263H154V262H151ZM238 263H239V262H238ZM163 264H165V263H163ZM170 264H171V263H170ZM182 264H184V263H182ZM204 264H205V263H204ZM209 264H210V263H209ZM241 264H242V263H241ZM263 264H264V263H263Z\"/></svg>","mask_w":264,"mask_h":264},{"label":"crops","instance_id":"crops-1","mask_svg":"<svg viewBox=\"0 0 264 264\" xmlns=\"http://www.w3.org/2000/svg\"><path fill=\"white\" fill-rule=\"evenodd\" d=\"M88 150H89V147L84 146L83 144L77 146L75 149H73V151L71 153L72 160H73V164L66 165L65 167H102V163L103 162L102 163H99V161L97 162L93 158H91V154L89 153L90 151H88ZM111 150H112V148H111ZM108 152L109 153L107 155L109 157L111 156L112 159H113V157H116V154L114 153V150H113L112 153H111L110 150ZM89 154H90V156H89ZM101 161H103V160H100V162ZM23 166L24 167H27L26 165H23Z\"/></svg>","mask_w":264,"mask_h":264}]
</instances>
